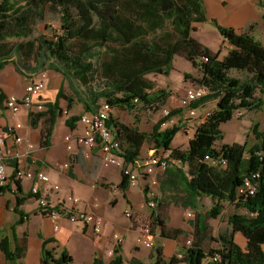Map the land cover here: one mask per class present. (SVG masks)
Wrapping results in <instances>:
<instances>
[{
    "label": "trees",
    "instance_id": "trees-1",
    "mask_svg": "<svg viewBox=\"0 0 264 264\" xmlns=\"http://www.w3.org/2000/svg\"><path fill=\"white\" fill-rule=\"evenodd\" d=\"M259 5L264 7V1L260 0ZM49 15L60 20L59 32L52 37L37 33L38 26ZM206 21L208 16L202 0H0V70L10 62L30 75L55 70L68 80L86 111H96L103 101L113 108L137 111L139 107L162 108L172 95L165 88L143 90L141 77L148 73H168L175 56L192 63L201 73L194 81L207 91L186 105V110L211 100L216 101V106L205 121L193 125L188 149L178 151V156L196 163L186 183L197 194L210 196L212 207L208 214L212 218L220 214L223 201L235 203L246 212L233 213L229 217L231 231L218 238L210 235L207 226L197 224L195 240L180 251L182 257H178V252L168 264L179 261L264 264V130L259 129L258 122L253 124L256 142L250 147L247 142L217 146L223 138L222 123L231 120L236 111H253L263 105L256 91L264 92V45L253 35L255 23L244 31H237L212 19L223 43L229 45L227 54L220 58L219 51H212L194 37L193 23ZM233 71L244 77L232 75ZM60 113L57 104H48L46 111L38 114L48 116L44 120L42 145L49 143ZM183 115V107L170 109L150 132L126 124L112 114L108 124L113 125L125 162L135 163L147 141L153 142L155 148L171 150L175 135L192 128L187 125L191 118H181L177 124L165 128L162 123ZM123 176L121 185L125 186L128 178ZM246 179L255 187L253 192L241 191ZM15 184L16 191L20 192V181ZM17 202L22 203L19 197ZM151 217L153 232L160 229L162 237L183 233L180 228L168 229L162 220ZM237 232L246 239L245 247L234 240ZM25 237L20 239L14 234L13 249L7 237L0 240V248L12 264H21ZM206 240H218L219 246L205 245ZM157 252L160 255V248ZM216 254L219 261L215 260ZM71 261L66 251L54 258L45 250L43 264H70ZM90 264H124V260L117 246L110 261L95 258Z\"/></svg>",
    "mask_w": 264,
    "mask_h": 264
},
{
    "label": "crops",
    "instance_id": "crops-1",
    "mask_svg": "<svg viewBox=\"0 0 264 264\" xmlns=\"http://www.w3.org/2000/svg\"><path fill=\"white\" fill-rule=\"evenodd\" d=\"M259 2L260 0H204L209 8L208 13L217 14L213 11V7L219 5L223 11L219 16L220 24L234 27L237 31L246 30L251 23H263L264 7H261ZM209 19L212 21L216 18ZM47 72L46 87L39 96L35 97V102H42L43 110L39 111L34 106L32 108L22 106L19 116L11 118L3 106L4 96L24 95L31 75L23 70L20 71L13 62L0 70V93L3 95L0 98V127L20 122L22 126L17 129L16 135L24 140L20 143L13 135H9L5 141L9 180L5 187L0 188V240L7 237L13 249L14 234L20 239L26 235L25 254L19 260L21 264H43L45 250L50 251L54 258H58L63 251H66L72 257L70 264H90L95 258L108 262L113 256V254L109 255L108 251H114L117 246L120 248L124 264H168L170 258L189 246L188 241L195 240L197 224L207 226L208 232L215 238L231 231L229 217L237 212L235 203L223 201V208L218 217H210L208 214L212 207L210 196L197 194L186 183L192 171H195V161L178 156V151L183 152L188 149L195 129L193 125L202 122L201 117L208 111L212 100L198 107L197 116L192 117L187 124L192 128L187 132L181 131L180 138L175 135L171 150L155 148L153 142L147 141L140 155L135 159L136 166L144 164L151 155L165 158L170 162L166 169L156 167L153 174L140 175L136 185L127 183L123 186L121 185L124 179L122 168L104 166L99 149L94 150L89 159L82 154H78L73 159L72 152L66 147L64 136L82 133L83 124L79 118L88 111L75 97L70 83L63 74L51 69ZM75 88H78L77 84ZM173 99L171 95L164 107L156 110L143 107L135 109L137 111L113 108L111 114L141 131L150 132L154 124L162 118L164 109L181 107V102ZM48 104H57L61 113L55 119L49 143L44 146L41 137L42 130L46 126L44 120L48 116L39 117L38 114L46 111ZM215 106L209 111H213ZM125 111L128 115L124 114ZM133 113L136 115V121L131 117ZM32 114L35 115V120L32 119ZM75 117L77 120L74 122ZM181 118H189L187 110L183 116L172 117L162 128L177 124ZM27 142L33 147L30 148ZM33 159L36 163H32ZM65 163L69 165L65 166ZM17 168H32L47 173L52 182L59 185L57 190L50 189V198L53 200H65L71 194L79 196L81 202L75 209L94 211L103 220L100 237L93 235L91 226L70 222L65 218L59 221L60 227L56 230L51 219L40 211L38 202L31 193L35 180H20L21 191H16L13 176ZM152 178L157 179V183L152 184ZM41 187L51 188L50 184H41ZM18 197L21 199V204L17 202ZM150 200L155 202L154 207L148 206L147 202ZM128 209L133 211L132 218L125 216V211ZM174 211L176 214L181 211L183 222L175 221ZM189 213H192V218H185ZM152 215L162 220L166 228H180L183 233L175 237H162L160 229L155 230L156 245L147 253L141 250L136 241L141 226L152 222ZM224 215H226L225 219H223ZM184 219L189 220L191 224L188 221L186 224ZM115 234L122 237L120 242H117ZM234 240L245 247L246 239L240 232L234 234ZM217 241L206 240L204 244L218 247ZM158 248L161 251L160 255L157 252ZM158 260L161 261L158 263ZM0 264H12L1 248ZM175 264H185V262L179 261Z\"/></svg>",
    "mask_w": 264,
    "mask_h": 264
},
{
    "label": "built area",
    "instance_id": "built-area-1",
    "mask_svg": "<svg viewBox=\"0 0 264 264\" xmlns=\"http://www.w3.org/2000/svg\"><path fill=\"white\" fill-rule=\"evenodd\" d=\"M48 77L47 70H43L37 74L30 76V82L25 87L24 95L17 96L15 94H8L4 96L3 106L7 110L11 118H17L21 112L22 106L32 108L33 106L41 111L44 106L42 102H35V97L39 96L46 87V79ZM205 87H199L195 89L187 90L185 103L191 105L206 93ZM135 101H139L137 98ZM198 107H189L187 112L189 118L197 116ZM113 111V107L106 101H103L100 107L94 112H87L82 114L79 121L83 124V131L78 135L67 134L64 136L66 147L72 152L73 159L78 154H82L83 157L89 159L94 150L99 149L101 151V162L104 166H120L123 174L128 178L130 185H136L138 177L140 175H150L155 172L156 167L166 169L170 162L168 159L160 158L158 156L151 155L144 164L126 163L125 159L121 155L120 142L116 138L113 125L108 124L110 114ZM66 112V111H65ZM164 116L168 115L170 109H164ZM211 114V111H206L202 117V122L205 121ZM166 122L162 123L164 126ZM22 124L17 122L16 124H10L7 127H0V188L5 187L8 184L9 176L6 168V137L13 135L17 142L22 143L24 140L22 137L16 135L17 129ZM190 129V128H189ZM188 131V130H187ZM31 148L33 145L27 142ZM77 145V149L75 146ZM208 158V156H206ZM32 163H36L33 159ZM68 166V163L64 164ZM14 180L32 179L35 180V184L31 188V193L38 202V206L41 212L48 216L54 224V228L57 230L60 227L59 221L62 218L69 220L70 222H77L83 225L91 226L93 235L100 237L103 220L97 216L94 211L86 209H75L81 202V198L75 194H71L65 200H53L50 198V189L57 190L59 185L52 182L50 176L42 170H35L32 168H17L13 176ZM152 184L157 183V179L152 178ZM41 184H50L51 188L41 187ZM249 189L253 192L255 187L249 179L245 180L241 191ZM154 193H151L153 198ZM97 200V197H95ZM148 206L154 207L155 202L150 200L147 202ZM133 211L128 209L125 211V216L128 218L133 217ZM189 217L192 213L188 214ZM117 242H120L122 237L119 234H115ZM139 244L146 245L147 247L154 248L156 245L155 234L152 229V224L147 222L141 226L140 234L137 237ZM188 245L191 241H188ZM109 255L114 254V251H108ZM183 253L179 252L178 257H182ZM215 260L219 261L218 254L215 255ZM219 264V263H218Z\"/></svg>",
    "mask_w": 264,
    "mask_h": 264
},
{
    "label": "rangeland",
    "instance_id": "rangeland-1",
    "mask_svg": "<svg viewBox=\"0 0 264 264\" xmlns=\"http://www.w3.org/2000/svg\"><path fill=\"white\" fill-rule=\"evenodd\" d=\"M202 4L209 18L214 17L220 23L219 16L220 14L222 15L223 13V11H221L220 6L218 5L213 7V11L217 12L216 14L212 12L208 13L209 8L204 3V0H202ZM209 18L208 21L206 22L193 23V26L195 27L194 37L198 39L201 43L206 45L212 51L214 52L219 51V56L220 58H222L225 54H227L229 45L227 42L223 43L221 34L219 33L214 23H212V21H210ZM247 28L248 26L246 27V29ZM59 29H60L59 17L55 15H49L47 20L38 26L37 33L44 34L47 37H52L55 33L59 32ZM252 32L255 39L261 41L262 44L264 45V20L263 23H259V24L255 23V27ZM187 74H189V77L187 76ZM200 74H201L200 71L195 69L192 63H190L189 61H187L186 59L180 56H175L173 65L168 73H148L145 76L141 77L139 81H140V86L143 88V90L147 92H152L155 88H165L167 90H170L174 97L173 100L175 101L179 100L181 102V107H183L185 112L186 103L184 100L186 98L187 90L195 89L199 86L198 83L194 81V79L199 77ZM231 74L244 77L242 73H239L237 71H233ZM256 96L261 97L263 100V105L261 106V108L253 111H246V110L236 111L234 117L231 120L222 123L221 129L223 131V138L222 140L217 142V146L221 145L222 143L232 144L234 142H238V143L247 142L248 146L250 147L256 142V137L253 133L252 127L254 123L258 122L259 129L261 131L264 130V92L257 90ZM210 104L211 105L209 106L208 110H211V108L215 106L216 101L212 100ZM124 114L128 115L126 111L124 112ZM134 114L135 113L131 114V117L133 120L136 121L135 119L136 115ZM163 116L164 113L162 112V117ZM145 128L148 129L149 127H145ZM181 135L182 132L179 131L176 134V137L180 138L182 137ZM226 211L228 212L229 210L227 209ZM237 211L246 212V210L243 208L237 209ZM173 216L175 221L183 222L181 211H179L178 214H176L174 211ZM225 217L226 215H224L223 219H225ZM185 218L189 219L192 218V216L189 217L187 214ZM187 219H184V222H186V224L187 221L189 223V220ZM136 244L144 252L148 253L151 250L150 247H147L146 245L143 244H138L137 241Z\"/></svg>",
    "mask_w": 264,
    "mask_h": 264
}]
</instances>
